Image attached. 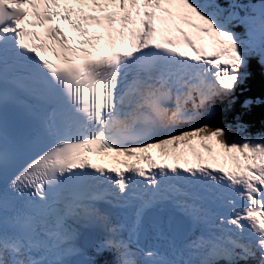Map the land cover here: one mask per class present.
Returning <instances> with one entry per match:
<instances>
[{"label":"snow or ice","instance_id":"1","mask_svg":"<svg viewBox=\"0 0 264 264\" xmlns=\"http://www.w3.org/2000/svg\"><path fill=\"white\" fill-rule=\"evenodd\" d=\"M249 55L264 0H0V264H264V146L197 125Z\"/></svg>","mask_w":264,"mask_h":264},{"label":"trees","instance_id":"2","mask_svg":"<svg viewBox=\"0 0 264 264\" xmlns=\"http://www.w3.org/2000/svg\"><path fill=\"white\" fill-rule=\"evenodd\" d=\"M218 2L228 4L226 0ZM249 56L251 63L246 65V72L239 86L240 91L227 99L209 102L208 109L212 106L210 115L199 122V125L207 124L211 128L224 129L228 143H245V134L255 139L264 137V64L260 62L258 56ZM232 98L234 102L231 101ZM248 98L251 101L247 105H242ZM251 143L252 141L248 142Z\"/></svg>","mask_w":264,"mask_h":264},{"label":"rangeland","instance_id":"3","mask_svg":"<svg viewBox=\"0 0 264 264\" xmlns=\"http://www.w3.org/2000/svg\"><path fill=\"white\" fill-rule=\"evenodd\" d=\"M218 1H219V0H216V2L219 3V4L221 5V7H228L229 3L231 2V0H226V2H227L228 4L223 5L222 2H218ZM237 2H242V0H237ZM236 31H238V30L236 29ZM238 32H239V31H238ZM258 57H259V56H258ZM259 60L261 61L260 57H259ZM248 61H249V62H248ZM250 61H251V59H248L247 57L244 58V59L242 60L241 64L237 66V70L235 71V74H236V80L234 81L232 87H231V88H228V89H222V91H221V93L219 94V96H224V97L227 96V94H228V93L234 88L235 84H236L237 82H239V81L241 80V77H243V76L245 75V72H246V71H245L244 63L247 62V66H248V64L250 65V63H251ZM261 62H264V61H261ZM240 68H242V71L239 70ZM257 70H259V69H257ZM263 71H264V70H263ZM263 71H262V70H259V72H263ZM190 127H193V125H192V124H182V125H179V126H178V128H179L180 130L187 129V128H190ZM245 135H247V134H245ZM262 139H263V138H262ZM262 142L264 143L263 140H261V141H259V142H256V145H257V144L260 145ZM254 144H255V143H254ZM256 145H255V146H256ZM112 216H113V214H112ZM112 221H113V223L116 222L114 218L112 219ZM196 235H197V236L199 235V231H198V230H197V232H196ZM233 235H235V233H233ZM95 244H96V242H93L92 246H90V248H89V250L91 251V254H93V258H92V260H93V259H97V257L94 256V251H95V254H96L97 252H99V251H97V249H96V247H95ZM249 261H250V262H248V264H253V262H252L251 260H249Z\"/></svg>","mask_w":264,"mask_h":264},{"label":"bare ground","instance_id":"4","mask_svg":"<svg viewBox=\"0 0 264 264\" xmlns=\"http://www.w3.org/2000/svg\"><path fill=\"white\" fill-rule=\"evenodd\" d=\"M120 219V218H119ZM119 221L117 220V223H118Z\"/></svg>","mask_w":264,"mask_h":264}]
</instances>
